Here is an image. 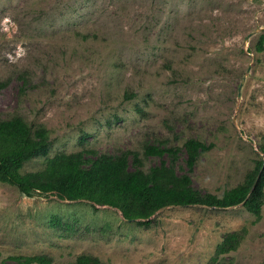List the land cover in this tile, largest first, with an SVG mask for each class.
Wrapping results in <instances>:
<instances>
[{
    "label": "rangeland",
    "instance_id": "374dc122",
    "mask_svg": "<svg viewBox=\"0 0 264 264\" xmlns=\"http://www.w3.org/2000/svg\"><path fill=\"white\" fill-rule=\"evenodd\" d=\"M262 42V50L257 46ZM0 120L47 131L57 153H137L147 172L178 148L197 204L124 221L114 208L0 182V264L46 255L72 264H264V199L255 218L216 199L257 172L264 149V0H0ZM238 91V92H237ZM209 145L188 170L184 143ZM240 233L234 250L215 246Z\"/></svg>",
    "mask_w": 264,
    "mask_h": 264
},
{
    "label": "trees",
    "instance_id": "16d2710c",
    "mask_svg": "<svg viewBox=\"0 0 264 264\" xmlns=\"http://www.w3.org/2000/svg\"><path fill=\"white\" fill-rule=\"evenodd\" d=\"M262 50V42L257 46ZM1 87V85H0ZM47 131L42 125L31 127L20 116L0 120V182L18 188L19 194L30 197L54 195L65 200H85L94 205L114 208L124 221L147 220L165 206L197 204L200 193L191 185L187 172H177L175 167L178 148L146 146V156L167 155L147 172L137 153L123 152L119 156L96 154L93 150L57 153L46 159L42 169L21 172L25 162L45 156L49 150ZM209 145L198 139L184 143L186 164L192 169L200 152ZM257 164V172L248 175L245 183L221 193L216 205L225 208L241 204L255 218L259 217L264 199V149ZM240 233L229 232L215 246L212 261L222 253L234 250ZM1 264H50L46 255L9 257ZM72 264H101L91 255L79 254Z\"/></svg>",
    "mask_w": 264,
    "mask_h": 264
},
{
    "label": "water",
    "instance_id": "95a60500",
    "mask_svg": "<svg viewBox=\"0 0 264 264\" xmlns=\"http://www.w3.org/2000/svg\"><path fill=\"white\" fill-rule=\"evenodd\" d=\"M238 92V91H237ZM121 216V215H120Z\"/></svg>",
    "mask_w": 264,
    "mask_h": 264
}]
</instances>
